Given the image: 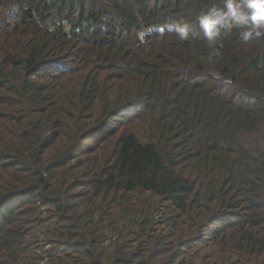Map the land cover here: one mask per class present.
I'll use <instances>...</instances> for the list:
<instances>
[{"label": "trees", "instance_id": "trees-1", "mask_svg": "<svg viewBox=\"0 0 264 264\" xmlns=\"http://www.w3.org/2000/svg\"><path fill=\"white\" fill-rule=\"evenodd\" d=\"M223 3L0 0V264H264V38L211 55Z\"/></svg>", "mask_w": 264, "mask_h": 264}, {"label": "clouds", "instance_id": "clouds-1", "mask_svg": "<svg viewBox=\"0 0 264 264\" xmlns=\"http://www.w3.org/2000/svg\"><path fill=\"white\" fill-rule=\"evenodd\" d=\"M202 37L211 48V55H219L216 47L222 36L228 35L234 28H239V39L247 42L251 39L264 38V0H224L222 7H213L197 17ZM170 31H175L181 40L195 36L191 23L169 24Z\"/></svg>", "mask_w": 264, "mask_h": 264}, {"label": "rangeland", "instance_id": "rangeland-1", "mask_svg": "<svg viewBox=\"0 0 264 264\" xmlns=\"http://www.w3.org/2000/svg\"><path fill=\"white\" fill-rule=\"evenodd\" d=\"M177 24H181V23H177ZM139 128V127H138Z\"/></svg>", "mask_w": 264, "mask_h": 264}]
</instances>
